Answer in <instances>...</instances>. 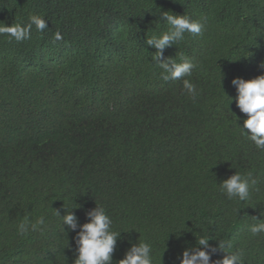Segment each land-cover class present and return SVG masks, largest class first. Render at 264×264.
I'll return each instance as SVG.
<instances>
[{"label": "trees", "instance_id": "obj_1", "mask_svg": "<svg viewBox=\"0 0 264 264\" xmlns=\"http://www.w3.org/2000/svg\"><path fill=\"white\" fill-rule=\"evenodd\" d=\"M164 12L204 25L164 51L195 65L178 80L162 79L147 43L167 30ZM32 15L48 28L0 36V264H74L76 233L61 218L78 208L82 225L97 206L122 232L113 264L139 242L153 264H180L201 235L264 264V233L250 231L264 222V151L239 127L232 85L264 75V0H0L7 26ZM56 73L69 94L50 90ZM236 171L258 181L246 201L220 190ZM41 216L40 230L19 233Z\"/></svg>", "mask_w": 264, "mask_h": 264}, {"label": "clouds", "instance_id": "obj_2", "mask_svg": "<svg viewBox=\"0 0 264 264\" xmlns=\"http://www.w3.org/2000/svg\"><path fill=\"white\" fill-rule=\"evenodd\" d=\"M163 20L168 26L167 30L148 38L147 43L157 49L153 55V60L157 61V64L163 70L162 79L165 81L178 80L190 75L195 65L187 59L179 63L172 58L164 60V51L184 39L185 33L202 34L204 25L202 22L193 21L186 15L170 14V12L163 13ZM33 25L38 32H43L48 28L45 18L40 15H32L29 17L27 24L13 23L11 26H7L5 23L0 22V36H5L9 42L15 40L20 43L31 38ZM54 39L62 40L63 37L57 32ZM260 67L264 69V64ZM36 71L37 65H34L27 72V78ZM38 73L43 75L42 71ZM0 75L2 80H8L6 78L7 73H0ZM22 77L23 72H13L14 83H17ZM63 77L62 74L58 75V73L53 76L51 91L56 87L59 93L69 94V80ZM45 78L48 80V77ZM232 85L237 90L236 106L241 113L247 116V119L243 121V127H239L258 150L264 151V75L251 80L235 78L232 80ZM183 87L191 96H196V87L189 80L183 81ZM229 100L231 105L233 100ZM257 182V179L253 178L251 174L245 177L236 171L235 174L219 183V185L221 192L226 194L229 200L238 198L240 201H246L249 199L251 188ZM73 209L67 210V214L61 220L68 230L76 233L74 239L77 258L74 264H113V256L122 232L113 231V221L102 207L97 206L89 211L87 213L89 222L82 225L79 223ZM57 215L59 216V213ZM44 224L45 218L43 216L39 217L34 223L30 222L28 217H25L19 224V233L25 235L29 231L36 232ZM250 231L253 235L264 233V222L251 226ZM210 239H212L210 236L203 235L197 238V246L187 248L183 251L182 257H178L180 264H244L243 252L240 250L232 251L233 245L231 242L219 240L218 247H213L210 244ZM68 247H70L69 243ZM217 251H222L225 255L222 259L213 262L212 257ZM118 264H153L152 245L147 242L133 244L124 258L118 261Z\"/></svg>", "mask_w": 264, "mask_h": 264}]
</instances>
